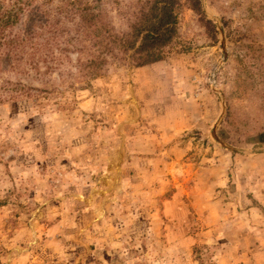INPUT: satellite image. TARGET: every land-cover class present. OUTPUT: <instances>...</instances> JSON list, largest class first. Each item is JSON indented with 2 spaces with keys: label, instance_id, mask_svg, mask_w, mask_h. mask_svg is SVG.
I'll use <instances>...</instances> for the list:
<instances>
[{
  "label": "rangeland",
  "instance_id": "obj_1",
  "mask_svg": "<svg viewBox=\"0 0 264 264\" xmlns=\"http://www.w3.org/2000/svg\"><path fill=\"white\" fill-rule=\"evenodd\" d=\"M202 1L215 39L182 4L163 60L0 105V264H264V0Z\"/></svg>",
  "mask_w": 264,
  "mask_h": 264
},
{
  "label": "trees",
  "instance_id": "obj_2",
  "mask_svg": "<svg viewBox=\"0 0 264 264\" xmlns=\"http://www.w3.org/2000/svg\"><path fill=\"white\" fill-rule=\"evenodd\" d=\"M182 4L215 39L202 0H0V105L55 92L70 97L110 65L163 60Z\"/></svg>",
  "mask_w": 264,
  "mask_h": 264
}]
</instances>
